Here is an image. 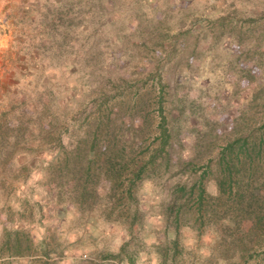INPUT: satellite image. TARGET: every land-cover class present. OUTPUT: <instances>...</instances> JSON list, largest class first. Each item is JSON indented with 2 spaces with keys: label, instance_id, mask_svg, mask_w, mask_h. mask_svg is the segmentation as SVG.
Instances as JSON below:
<instances>
[{
  "label": "rangeland",
  "instance_id": "obj_1",
  "mask_svg": "<svg viewBox=\"0 0 264 264\" xmlns=\"http://www.w3.org/2000/svg\"><path fill=\"white\" fill-rule=\"evenodd\" d=\"M45 2L0 0V122L10 128L2 130L0 146L5 150L0 159V264H97L100 252L119 254L127 242L126 251L134 253L135 264H160L153 247L163 237L158 214L167 187L177 178L167 172L161 178L164 188L162 182L158 186L145 181L140 186L147 227L139 237H130L124 225L104 221L102 201L91 200L95 214L90 219L68 203L58 204L66 203L65 195L70 196L80 174L73 170L71 177L63 178L57 170L48 171L46 162L58 150L54 137L60 133L67 150L71 146L81 150V158L86 145L78 141L97 129L91 120L95 97L108 99L105 112L110 119L103 130L123 136L135 129L138 158L154 145L160 111L176 131L172 144L178 152L171 160L182 156L197 167L231 142L237 130L263 128L264 0L47 1L70 6L61 18L55 10L42 8ZM44 16L48 20L41 25ZM30 53L42 55L41 60L36 63ZM26 65H40L46 72L40 80L13 84L11 73ZM31 116L33 126L28 123L18 130V122ZM50 121L55 125L48 130ZM65 122L69 130H64ZM20 136L28 142L15 147ZM103 142L100 149L105 152ZM21 147L28 154L17 153ZM24 165L37 166L27 178L19 171ZM179 177L189 182L184 174ZM60 180L67 183L59 186ZM104 185L102 179H93L89 192L111 197ZM206 190L214 191L208 184ZM23 199L29 205H21ZM12 229L28 236L20 240L21 246L30 247L24 256L8 255L3 234ZM166 234L170 238L172 230ZM213 238L209 232L198 236L181 227L183 257L208 255L205 248L210 246L217 251ZM10 241L14 251L16 245ZM42 242L63 255L46 259L40 252ZM258 255L247 264H261ZM122 257L108 261L127 264L120 262Z\"/></svg>",
  "mask_w": 264,
  "mask_h": 264
},
{
  "label": "trees",
  "instance_id": "obj_2",
  "mask_svg": "<svg viewBox=\"0 0 264 264\" xmlns=\"http://www.w3.org/2000/svg\"><path fill=\"white\" fill-rule=\"evenodd\" d=\"M47 1L49 0H46L42 8L55 10L60 18L66 14L67 8L70 10L67 4L55 5ZM47 20V16H44L39 24L44 25ZM31 55L36 63L42 58L38 53H30L28 57ZM39 66L28 65L24 69H17L10 75L11 82L20 84L30 78L40 80L46 70H40ZM107 101V98L100 97H95L92 101L94 114L91 120L92 123H96L97 129L87 135L88 138L78 141V144L86 145L81 158V150L74 149L73 146L67 150L60 133L54 137L58 150L52 153L51 160L46 162L48 171L57 170L62 173L63 178H67L68 174L71 177L73 170L80 174L76 183L71 182L74 184L70 187V196L65 195L66 203L60 201L58 204L64 206L68 203L71 209L82 212L90 219L95 214V210L91 209V200L95 198L99 202L102 201L100 215L102 217L104 213L105 222L124 225L128 236L139 237L142 230L147 227L144 222L147 210L141 208L143 203L139 197L140 186L145 181L160 186L161 178L165 173L171 172V177L177 179L167 187L165 201L160 206L158 214L163 224L161 230L163 237L153 246L157 257L160 258V264H247L257 254H260L258 256L261 257V264H264V127L261 129L244 127L237 130L231 142L222 147L204 166L197 167L189 161H184L182 156H177L174 162L171 160V154L177 151L173 149L172 144L176 138V131L168 127L160 111V126L153 139L154 145L146 155L139 152L142 156L138 158L134 155L133 148L135 129L123 136L103 130V125L110 119L105 112L108 110V106L105 105ZM103 106L105 110H102ZM7 115L3 114L1 117ZM244 116L245 114L240 116V121ZM30 118L28 120L26 118V122L22 120L21 124L18 122V130L28 123L33 126L35 117ZM83 120L89 122L88 118ZM68 122L64 123V130H69ZM52 125L55 124L50 121L47 129L51 130L49 126ZM100 127L103 132L100 131ZM3 129L6 132L10 131L7 123L0 122V146L4 142L1 138ZM47 129L42 130L46 132ZM17 138L15 147L28 142L23 136ZM102 140L107 143L105 152L100 149ZM119 145H123L124 149ZM21 151L28 154L26 148L21 147L17 153H22ZM108 153L109 155L105 156ZM4 154L5 150L0 148V159L4 158ZM59 157L60 159H57ZM40 165L42 166L41 163ZM35 167L37 166L24 165L19 167V171L27 178L30 169ZM182 174L189 180L188 183L180 181L179 176ZM93 179L103 180L106 185L104 186L111 194V197H105L107 201L96 192H92L93 195L89 192L88 186ZM66 183L60 180L59 186ZM207 184L212 185L213 192L206 190ZM161 187H165L164 183ZM21 205L27 206L29 203L23 199ZM181 227L197 232L198 236L207 232L213 234L212 241L218 242V250L210 246L205 248H209L208 255L198 254L192 259L183 257L186 249L179 246L178 242ZM168 229L172 230L170 238L166 236ZM3 236L6 238L5 246L9 256H24V252L30 250L28 245L21 246L20 242L21 238H28L26 232L12 229L9 232L4 231ZM10 240L16 245L14 251L10 249ZM127 243L123 245L119 254L100 252L102 260L97 264H113L108 260L122 256L120 262L135 264L134 253L128 254L126 251ZM43 244L42 242L40 252L46 259L63 255L62 250H48ZM190 254L189 249L187 255Z\"/></svg>",
  "mask_w": 264,
  "mask_h": 264
}]
</instances>
